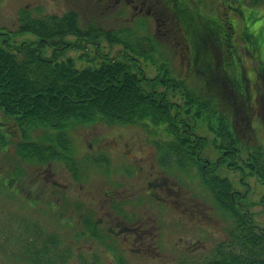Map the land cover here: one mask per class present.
<instances>
[{"label": "rangeland", "instance_id": "1", "mask_svg": "<svg viewBox=\"0 0 264 264\" xmlns=\"http://www.w3.org/2000/svg\"><path fill=\"white\" fill-rule=\"evenodd\" d=\"M245 1L180 0L179 4L185 9L195 27L197 20H204L210 27L205 51L212 53L215 49L216 62L221 63L222 59L226 61L202 72L196 71L192 64L188 67L183 57L184 52H178L177 48L180 37L181 45L189 47L194 26L192 27L187 16L179 19L176 15L179 37L175 17L163 5L157 6L160 12L157 21L145 13L133 15L130 9L126 11L123 2L117 4L115 0H0V31L16 30L19 25V14L23 11L33 17L63 15L68 11H75L81 18L82 28L105 31L131 29L138 37L152 36L158 41L160 55L170 60L177 75L184 76L186 82L194 85L203 97H209L219 105L214 107L215 111L227 115L233 113V129L241 141V154L245 158L244 146L253 148L261 146L264 150V73L261 71V68L264 69V6L252 7L249 3L246 7ZM165 2L172 5L171 0ZM218 21H222L226 26H231L233 21L236 25L235 32L229 35L231 41L229 46L234 48L238 60H242L245 76L253 79L252 88L259 92L257 97L253 94L258 100L259 121H254L256 118H253L251 123L248 120L245 102L240 101L232 107L230 98L233 96L226 95L228 94L226 75L239 70L241 65L236 68L228 58L229 48L222 47V39L226 41V38L222 31L216 29ZM243 21L248 23L246 28L253 34L257 44L263 43L256 52L245 51L247 40L245 41L243 35ZM33 38L34 36L29 33L20 35L16 38V44L29 43L35 40ZM72 40L74 41V38H70V41ZM80 45L81 48L69 49L61 58H71L78 66L84 67L89 63L88 59L96 55V51L109 57H118L123 50L122 45H111L105 39ZM50 53L51 50H48V55ZM188 54L190 58L192 55L190 47ZM160 55H156L155 58H161ZM141 64L148 78L153 79L157 76V65L143 61ZM250 85L251 81H248V90L251 88ZM159 89L164 90L163 87ZM224 89L227 92H224ZM173 99L182 102L179 97ZM197 121L194 119L192 123ZM218 122V119L214 121L215 126ZM144 125L145 127L122 126L96 122L73 127L70 133L74 140L75 157L86 168L83 180L76 181L63 164L55 162L39 166L22 163L16 151L22 129L17 128L12 120L6 123L5 116L0 112V136L2 138L4 136V141H10L7 146L0 147V264H29L21 250L26 222L38 221L46 232H55L59 235L61 249L71 250L73 255L67 264H91L94 258H98L100 264H119V258L130 264H179L183 259L208 258L220 242L227 240L228 231L233 225L232 219L216 206L210 193L202 186L199 174L197 177L192 170L189 173L175 170L170 174L156 163L153 175H149L156 152L153 142L163 143L171 139L165 125L156 127L147 121ZM197 127V134L205 137L208 142L203 153L204 159L215 162L221 156L217 145L222 139L218 138L216 133H211L204 122H197ZM46 133L42 129L32 131L30 142L44 138ZM22 140L26 142L23 137ZM103 154L111 160V167L106 173L93 162L94 159L103 157ZM142 160L147 161L148 165L142 171L139 168L137 175L132 166L139 165L138 161ZM20 166L23 167L24 174L19 169L15 184H11V176ZM40 171L46 172L44 177L35 180ZM128 172H131V176ZM220 174L229 178L237 190L243 193L248 190V198L243 200L244 205H249L255 224L264 229V204L261 203L264 187L255 177L246 175L242 178L239 171L226 166L221 168ZM161 177H165L172 186H175L174 189H178L176 185H180L177 183L178 180L182 183L180 192H175L168 186L166 192L160 191L159 195L167 199L168 204L151 201L147 198L148 191H144L147 189L148 181H157ZM53 180L58 182V187H52ZM105 191H114L110 193L112 194L110 197L116 200L107 198ZM121 197L124 198L117 199ZM121 203L123 206L134 207L129 208L130 215L137 210L134 203L148 205L150 206L148 216L141 212L136 217L124 213L120 217L117 212L113 213L110 205L118 206ZM54 206H57L58 210ZM192 209L194 215L191 214ZM89 215L101 221L96 230L102 238L91 237L85 227L82 220ZM150 220L154 225L163 226L161 243L159 245L157 240L156 250L150 247L149 240L143 243L138 238L130 237L127 242L123 240L125 236L117 238L108 232V227L118 222L133 224L134 228H137L136 222H140L146 233L154 231V234L158 235V229ZM138 248L144 250V253L135 255L131 251Z\"/></svg>", "mask_w": 264, "mask_h": 264}, {"label": "trees", "instance_id": "2", "mask_svg": "<svg viewBox=\"0 0 264 264\" xmlns=\"http://www.w3.org/2000/svg\"><path fill=\"white\" fill-rule=\"evenodd\" d=\"M171 1L173 6L168 4L165 7L175 17L176 31L180 37L177 17H186L187 12L179 4L180 0ZM250 3L254 6L264 5V0H250ZM187 18L193 27L194 22L188 16ZM197 22L189 44L192 52L190 58L187 55L189 47L181 45V37L177 48L184 52V57L196 71L202 72L226 61L222 59L221 63L216 62L215 49L212 53L205 51L210 27L204 20ZM221 22L216 23V29L222 31L226 38V41L222 39L221 45L229 48L228 58L238 68V57L234 48L229 46V35L234 32L235 27ZM94 31L92 28L82 30L78 15L74 12L62 17L33 18L24 11L21 14V26L16 32H0V111L22 129L24 139L28 140L18 144V156L27 162L62 160L77 177L78 163L73 158V143L68 136L71 127L98 121L108 125L139 124L145 121H150L156 127L165 125L171 140L158 144L161 165L169 167L176 164L184 169L189 166L198 167L204 184L218 206L234 222L228 240L219 244L209 258L185 260L182 264H264V229H258L252 214L237 206L236 202L240 197L233 192L231 181L216 175V169H211L210 165L202 164L207 139H193L195 126L189 127V123L185 121L190 116L202 119L214 130L212 118L218 115L214 107L219 105L209 97H203L173 74L172 67L167 62L169 60L160 55L158 41L152 36H135L132 39L130 37L133 35L122 30L102 33L101 36L109 43L123 45L122 57H99L98 53L88 59L89 65L85 67H78L72 59L43 57L41 48L46 41L59 45L56 40L68 34L85 39L95 35ZM22 33L36 35L39 46L35 48L33 44L22 43L14 48L10 39L13 35ZM249 36L251 37L250 34ZM156 54L161 56L160 61L155 59ZM138 58L158 63L159 75L154 79L144 75ZM225 80L230 90L226 95L233 96L230 100L232 107H235L240 103L242 92L247 94L248 82L245 83L244 75L239 70L226 75ZM159 87H164V91H160ZM224 92H227L226 89ZM171 93L173 97L180 96L182 103L172 100ZM219 116V129L215 133L222 139L218 149L225 151L220 164L228 165L227 163L232 162L229 165L232 168L241 171L242 168L248 169L250 175L256 176L264 185V151L261 147L244 148L248 157L243 159L242 150L239 149L240 140L228 126L227 116ZM37 129L52 130L56 134L45 137L48 144L29 142L28 131ZM2 143L0 138V144ZM27 233L24 253L34 264H49L56 255L51 247L55 238L50 236L46 240L36 226L27 230ZM60 262L64 260L61 258Z\"/></svg>", "mask_w": 264, "mask_h": 264}, {"label": "flooded vegetation", "instance_id": "3", "mask_svg": "<svg viewBox=\"0 0 264 264\" xmlns=\"http://www.w3.org/2000/svg\"><path fill=\"white\" fill-rule=\"evenodd\" d=\"M123 2V3H122ZM115 3L117 4H125L124 6H127L131 13H133V15L136 14H146L148 16H153L154 19H156L157 21L159 20L157 18V16L159 15V11L157 9V6L160 7V5H168L169 3H166L165 0H115ZM161 6V7H163ZM134 19V18H133ZM132 19V20H133ZM57 49V48H55ZM242 96L249 98V96L242 92ZM139 165H135L132 166L133 169H135L137 172H139V168L140 171L144 170L146 168V166L148 165V162L145 160L142 161H138ZM158 162V157H157V152H155V157H154V161H153V165L151 170H149V175H153V171L154 168L156 166V163ZM139 166V167H138ZM46 172H40L38 177L45 175ZM53 185L57 186L58 182L53 180ZM166 184V180L163 178H160L157 181H148L147 183V188L148 191L151 194V198H162L159 194L161 190H164V186ZM110 194L109 192H106V197L110 199ZM136 206V211H134V214L130 215V211L129 208L132 207V205H119V206H112L110 205L111 208H113V213L117 212V214L121 217L122 213H127L128 215H130V217H136L137 215H139L141 212L143 214H146V216H148V212H149V208L150 206L148 205H144V204H137L134 205ZM148 206V207H147ZM146 207V208H145ZM134 208V207H133ZM150 216V215H149ZM107 217V216H106ZM151 221V220H150ZM152 222V221H151ZM103 223V222H102ZM154 225V222H152ZM141 223L140 222H136V226L137 228H134V225H129L127 222L122 223V222H118L116 223L114 226H112V228H109L110 230H116L117 235L119 236H126V235H130L131 237L134 238H138L140 241H142L143 243L146 242V240H149V245L151 248L155 249L157 248V240H159V243H161V233L159 230H161L160 226L154 225L155 228L158 229V235L154 234V231H151L150 233H146V229H144L142 226H140ZM159 238V239H158ZM133 252L137 253V254H141L144 253V250L138 248V249H134L132 250Z\"/></svg>", "mask_w": 264, "mask_h": 264}]
</instances>
